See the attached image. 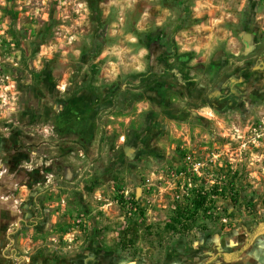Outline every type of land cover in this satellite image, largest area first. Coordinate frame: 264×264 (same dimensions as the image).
Instances as JSON below:
<instances>
[{
	"label": "rangeland",
	"instance_id": "374dc122",
	"mask_svg": "<svg viewBox=\"0 0 264 264\" xmlns=\"http://www.w3.org/2000/svg\"><path fill=\"white\" fill-rule=\"evenodd\" d=\"M98 1L0 0V264H264V0Z\"/></svg>",
	"mask_w": 264,
	"mask_h": 264
},
{
	"label": "trees",
	"instance_id": "16d2710c",
	"mask_svg": "<svg viewBox=\"0 0 264 264\" xmlns=\"http://www.w3.org/2000/svg\"><path fill=\"white\" fill-rule=\"evenodd\" d=\"M98 0H88V5L92 17L97 16L98 12ZM98 23H101L100 19H94ZM206 201V196L197 195L195 198L187 203L183 207H178L176 213L172 218V224L167 225L166 228L172 231H183L187 232L191 228L192 223L196 220V215L199 211H203L204 202Z\"/></svg>",
	"mask_w": 264,
	"mask_h": 264
},
{
	"label": "flooded vegetation",
	"instance_id": "af4514ba",
	"mask_svg": "<svg viewBox=\"0 0 264 264\" xmlns=\"http://www.w3.org/2000/svg\"><path fill=\"white\" fill-rule=\"evenodd\" d=\"M210 107L216 112H222L226 109H233L237 105V96L235 95L234 89H229L225 95H219L212 99Z\"/></svg>",
	"mask_w": 264,
	"mask_h": 264
},
{
	"label": "built area",
	"instance_id": "2783aa9c",
	"mask_svg": "<svg viewBox=\"0 0 264 264\" xmlns=\"http://www.w3.org/2000/svg\"><path fill=\"white\" fill-rule=\"evenodd\" d=\"M184 162L188 168H191L193 171H198V169L202 166L200 161H197L193 156L186 155L184 158Z\"/></svg>",
	"mask_w": 264,
	"mask_h": 264
}]
</instances>
